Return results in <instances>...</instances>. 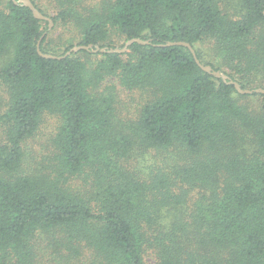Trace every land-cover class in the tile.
I'll return each instance as SVG.
<instances>
[{"label": "trees", "instance_id": "obj_1", "mask_svg": "<svg viewBox=\"0 0 264 264\" xmlns=\"http://www.w3.org/2000/svg\"><path fill=\"white\" fill-rule=\"evenodd\" d=\"M43 1L0 0V264H264V93L161 45L264 88V0Z\"/></svg>", "mask_w": 264, "mask_h": 264}, {"label": "rangeland", "instance_id": "obj_2", "mask_svg": "<svg viewBox=\"0 0 264 264\" xmlns=\"http://www.w3.org/2000/svg\"><path fill=\"white\" fill-rule=\"evenodd\" d=\"M43 2L46 5L45 0ZM71 36H72V33L70 32V30L67 29V27L58 26L55 29V31L52 33L51 39L52 41H57V38L59 37L69 38ZM122 47L118 46L117 48H122ZM221 71L224 72L223 70ZM106 84H115L117 87V91H118L117 95H118V101H119L117 106H118V111H120V115L123 117H126V115H133L134 114L133 112L136 111V108L141 104V92L138 90L132 91V90L125 89L122 85L119 84L117 79H110L108 82L106 83L104 82L103 86ZM251 103L256 105L257 102L254 100H251ZM57 118L58 117L56 115L49 114V113L43 116L38 134H36L30 141V143L32 144V148L36 152L35 151L31 152V156L28 158V162L26 164L27 166L34 167L36 165L35 162H37L36 160L39 158V156L43 154L44 152H46L44 149V143L47 140V138L52 137L54 133L57 131V127L59 125V121ZM149 260L150 262L152 261L151 259Z\"/></svg>", "mask_w": 264, "mask_h": 264}, {"label": "water", "instance_id": "obj_3", "mask_svg": "<svg viewBox=\"0 0 264 264\" xmlns=\"http://www.w3.org/2000/svg\"><path fill=\"white\" fill-rule=\"evenodd\" d=\"M14 2H19V3H22L24 4L25 6H28L29 8L32 9L33 13H34V16L36 18H39V19H43V20H48L49 21V29H52L53 25H54V22L52 20V18H50L49 16L45 15L44 13H42L35 5L34 3L32 2V0H13ZM42 39V38H41ZM41 39L39 40L38 44H37V47H38V51L39 53L44 56V57H50V58H63V57H66L68 55H70L72 52H76L80 49H86V50H91L93 52H124L127 50V48L133 44V43H139V44H149L151 42L150 39H143L141 37H135V38H132V39H129L125 42L124 46L122 48H107V47H99L98 45L97 46H94L92 44H89V45H76V46H73L72 48H70L64 55H61V56H58V55H55V54H51V53H45L42 51L41 49ZM160 45V44H159ZM161 45H183V46H186L190 49V51L192 52L194 58L196 59L197 63L200 65V67L213 74L214 76L218 77V78H222L224 81L228 82V83H232L236 86L237 90L240 92V93H253V92H262L264 93V88L262 87H259V88H255V89H249V88H242L241 84L234 80L233 78H231V76H229L228 74L222 72L221 70H216L214 69L211 65L209 64H203L200 59L198 58L197 56V53L194 49V47L187 41H168L167 43L165 44H161Z\"/></svg>", "mask_w": 264, "mask_h": 264}]
</instances>
